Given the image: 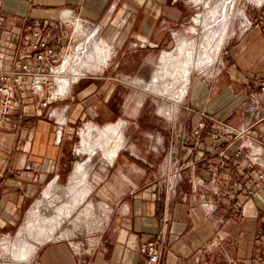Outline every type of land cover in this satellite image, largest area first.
<instances>
[{
  "label": "crops",
  "instance_id": "obj_1",
  "mask_svg": "<svg viewBox=\"0 0 264 264\" xmlns=\"http://www.w3.org/2000/svg\"><path fill=\"white\" fill-rule=\"evenodd\" d=\"M242 15L217 73L191 77L183 98L190 110L182 113L177 140L155 146L153 157L123 150L125 144L112 161L103 157L105 175L92 180L102 183L97 195L109 212L93 247L80 252L70 242L49 240L24 264H147L140 246L149 241L163 249L159 264H250L264 255V239L257 237L264 229V0ZM192 16L191 0L1 1L0 69L13 66L10 47L43 25L59 26L67 44L56 45L59 57L72 54L79 35L88 50L99 44L110 56L73 65V74L81 72L67 95L45 107L38 96L24 98V111L0 127V242L19 230L47 184L71 181L80 162L70 171L74 155L83 153L75 144L83 125L126 123L121 87L128 75L119 72L134 58L179 47L192 32ZM8 241L0 243L2 253Z\"/></svg>",
  "mask_w": 264,
  "mask_h": 264
},
{
  "label": "rangeland",
  "instance_id": "obj_2",
  "mask_svg": "<svg viewBox=\"0 0 264 264\" xmlns=\"http://www.w3.org/2000/svg\"><path fill=\"white\" fill-rule=\"evenodd\" d=\"M226 1L229 0H195V2L198 3V5H196V3L191 0L193 5L192 18L194 19L195 17L196 23H194V20L192 19V22L190 23V26H192V32H185L183 38L191 41L192 45L198 46L205 39L209 32H220L221 26L220 23L218 24V20L222 19H219V15L221 8H225ZM255 2L256 0H233L231 5H234V8L229 10L228 19L226 22L230 28V36L233 34V32H235L236 29H238L239 26L245 22V16H243L242 13L244 12L245 15H248L249 9L254 8ZM206 25L210 26L209 32H207L205 28ZM78 38L79 40L76 42L73 48L72 58L74 63L73 65L78 66L79 68L83 66L88 55L95 51L96 45H98L100 50H104L105 47L93 43L90 47V50H88V46L84 47L83 45L84 41H86V37L79 35ZM90 38L91 35L87 37V41L92 42L90 41ZM228 39L229 38H227L226 41H228ZM79 43L81 44L78 46V50L75 53V47ZM214 43L215 39H213L212 44L209 46L212 58L215 59L213 63L214 65H210L211 67H209L207 70L192 71V80L197 77L207 80L217 73V68L219 67V62L221 61V55L225 44L222 47L221 52L218 54L214 52L212 48ZM85 50H87V52L83 53ZM177 50L178 46L172 51L177 52ZM134 59V61H130L127 65H125L124 70L119 72V74L124 75V77H126L125 75H128V77L124 79V81H126L128 84L125 87H121L124 97L127 98L125 112L122 113V118L126 120V123L124 122L123 126V139L125 144L123 150H129V152L140 156L143 155L144 158H146L145 156L148 155L149 157H153L151 150L154 149L155 146L160 148V145L167 146V144L170 142L174 143L177 140V131H179L180 128L184 126L185 121L182 113L184 111H189L190 107L189 105H185V101L183 100L184 97L180 98V90H182L183 87L181 78L176 80L168 75L163 76L161 80L158 78L161 74L165 73L162 69V55H160L159 52L148 57ZM80 72L81 70H76L74 75H78ZM157 88L160 89V91H158ZM180 100L183 101L181 102ZM139 102L141 104H139ZM92 124L98 125L100 127H104L106 125L98 123ZM88 128L89 127H85L83 125L82 128L79 129L75 144L77 147L80 145V147L84 149L81 155L75 153L70 171L73 169L76 161L87 163L88 159L90 158L91 162L89 165L93 172L90 174V179L92 182L89 181V184L91 187L94 186V188H91V193L87 198V203H93L95 211L94 216L90 219H87V221H78L77 218L79 217L83 208L86 207V205H83L79 212L73 214L70 218L62 220L63 224L58 229H56L59 232L55 230L51 239L41 240L39 231L40 229L34 227L32 230H29L27 227L30 217L29 213L27 218L25 217L21 223L19 230L21 228L22 229L20 231L15 230L13 234L10 235V238L1 240V242L6 240L9 241L1 246L3 253L0 251L2 253L0 255V264H24L22 261L28 260L32 254H30L25 260L17 261L16 254L20 250L21 246H25L26 248L34 247V250L36 251L40 244L49 240L57 239L63 240L64 242H70L74 248L80 252H87L93 247L96 237H98L101 232L100 228H102V225L106 220L104 207L107 208V205H105V202L97 195L99 187L102 186V183L99 186V184L95 182L93 183L92 179L93 175H96L98 178L103 177L105 175V171L107 170V167L105 166L106 160L103 159V157L106 156L105 151L102 149V147L101 149L98 148L102 146V142L104 140L102 138H109V136L104 133L106 127L102 129L90 127V135L86 134L89 133ZM90 149H92L94 152L90 151ZM88 153L94 154L89 155ZM86 168L89 174L90 170L88 165H86ZM70 183L71 181L68 182L67 177L61 178V180L57 181L56 184H52L51 198H45V193L47 192V189L49 188L48 185L50 183L45 186L40 197L38 198L41 200H39V202H41L39 207L41 210L40 218L43 216H46L52 220L58 218V207L65 204L67 200L70 201L72 198L68 192L69 186L71 185ZM37 205L38 204H36L33 210L38 208Z\"/></svg>",
  "mask_w": 264,
  "mask_h": 264
},
{
  "label": "built area",
  "instance_id": "obj_3",
  "mask_svg": "<svg viewBox=\"0 0 264 264\" xmlns=\"http://www.w3.org/2000/svg\"><path fill=\"white\" fill-rule=\"evenodd\" d=\"M251 25L252 22L249 21L248 26ZM80 44L75 47V53ZM56 45L67 47L65 39L60 35L59 26L52 24L33 28L31 38L10 47L13 66L10 69H0V127H9L13 124L15 115L24 111V98L38 96L41 105L45 107L51 101L68 94L71 84L77 78L73 75L72 54L59 57ZM26 55L28 59L23 58ZM260 90L264 94V84L260 86ZM204 126V122H200L194 130L198 141ZM239 153L237 151L236 155ZM251 161L257 163L259 154L254 155ZM257 237L259 240L264 239V229L258 232ZM140 252L147 264H159L163 256V249L156 241L142 244ZM250 264H264V255Z\"/></svg>",
  "mask_w": 264,
  "mask_h": 264
},
{
  "label": "bare ground",
  "instance_id": "obj_4",
  "mask_svg": "<svg viewBox=\"0 0 264 264\" xmlns=\"http://www.w3.org/2000/svg\"><path fill=\"white\" fill-rule=\"evenodd\" d=\"M232 2H233V0L232 1H230V0L226 1V5L224 4L225 8L224 7L221 8L219 19L220 18H222V19L218 20L219 21L218 24L220 23V26H221L220 32L214 31V32L210 33L209 32L210 26L206 25L205 28H206L207 32H209V33L206 35L205 39L201 42L200 45L194 46V45H192L191 41L182 40L179 44L177 52L172 51V52H174V53H172V52L168 51V52L163 53V55H162V63H163L162 69L164 70L165 73L161 74L158 78L161 80V78L163 76H167V75L173 77V79H176V80L178 78H181V81L183 82V87H182V90H180L181 91L180 92V98H183L188 91L192 71L202 70L205 67H208L214 63L215 59L212 58L211 52L209 50V48H210L209 46L212 44L213 39H215V43L213 44V47H212L214 52H216L218 54L221 52V49H222L227 37L229 36V32H230L229 25L226 24V22L228 19L229 10L234 8V5H231ZM95 48H96L95 51L93 53H91L90 55H88L87 60L91 61V60H97L99 58L103 59L104 57L108 58L110 56V49L105 48V50H100L98 45H96ZM203 54H204V56H203ZM86 63H87V61H85V64ZM88 66H89V64H88ZM74 77H76V74L74 75ZM164 90H166V89H164ZM158 91H160V89H158ZM123 126H124L123 121H120L118 123H112L111 125L107 126L105 131H104V133L106 135H108L109 138H102V139H104L102 142V146H100V148H98V149H101V147H102V149L105 151V154L110 161H112L115 158L119 149L124 144ZM88 129H89L88 130L89 133H86V134L90 135V127ZM95 132H97V131H95ZM109 144H110V146H109ZM92 149H90V151L94 152ZM76 165L77 166L75 168L73 176L71 177V183H70L71 185L69 186V189H68V192L72 196V198L70 201L67 200L68 202L66 201L65 204L58 207V212H59L58 215L59 216H58V218L55 219L56 221L54 219L53 220L49 219L46 216H43L42 218H40L41 217V210L39 207L41 205V202H38V205H37L38 208L37 209L32 210L30 212V217H29V220L27 223V227L29 230H32L34 227L40 229L39 231H40V236H41L40 239L41 240L51 239L53 237L55 230L58 229L63 224L62 220L72 217L73 214H76L77 212H79L81 210L83 205H86V207L83 208V210L81 211L77 220L78 221H84V220L87 221V219H90L91 217L94 216L95 211H94L93 203H87V198L89 197V195L91 193V188H92L91 185L89 184V179H88L89 174H88V170L86 168L87 163H80L79 162ZM52 186L53 185H50L49 188L47 189V192L45 193V198H51ZM104 212H105L106 219H107L108 218L107 215H108L109 211L106 207H104ZM39 219H40V221H39ZM56 231H58V230H56ZM33 246H34V244H33ZM29 248H26L25 246L20 247V250L16 254L17 261L18 260H25L29 257V255L31 253H33L35 248L34 247H31L30 249Z\"/></svg>",
  "mask_w": 264,
  "mask_h": 264
}]
</instances>
